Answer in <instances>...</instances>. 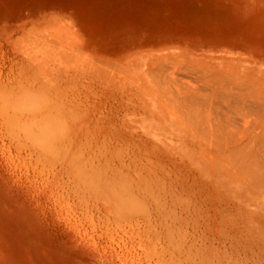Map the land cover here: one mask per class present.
Masks as SVG:
<instances>
[{
    "label": "bare ground",
    "instance_id": "obj_1",
    "mask_svg": "<svg viewBox=\"0 0 264 264\" xmlns=\"http://www.w3.org/2000/svg\"><path fill=\"white\" fill-rule=\"evenodd\" d=\"M55 22L46 27L49 36L45 26L36 24L38 30L33 29L31 22L29 32L37 30L34 39L27 37L21 46L15 37L17 46L26 45L31 61L30 69L25 68L29 75L33 70L31 81L15 86L23 74L11 75L15 81L8 80L6 74L5 82L0 76V264H232L222 251H203V235H197L196 227L202 217L208 221L204 225L210 234L212 228L219 232L230 228L234 239L242 236L246 243L255 242L259 251L244 252L256 260L243 258L239 262L238 258L235 264H264V67L171 51L101 67L98 57L92 59L98 54L86 57L85 51H75L77 59L80 55L86 59L76 64V73L88 76L92 84L102 87V93L110 91L124 102L127 99L141 130L151 122L170 140L179 141L177 150L168 143L155 142L152 138L161 135L158 131L139 135L147 155L166 158L165 164L154 167V159L140 157L137 149L128 145L113 150L115 136L89 138L83 126L76 128V119L82 120L79 113L62 116V70L56 65L68 63L73 51L71 56L62 51L63 30L56 28ZM40 59L42 67L52 66L54 80L38 68ZM182 73L185 77L179 75ZM79 94L78 98H67V103L70 109L83 112L89 109L92 96L88 98L91 94L84 91L80 100ZM208 176L214 182L208 181ZM190 180L192 184H188ZM196 187L203 193L189 190ZM63 208L67 219L88 227L83 231L77 228V235L86 237L100 228L98 242H110L108 249L112 251H104L105 247L103 251L62 252ZM67 219H63L65 225ZM255 222L257 225H250ZM187 224H192L193 232ZM174 225L181 234L176 240ZM160 228L166 229L170 243L159 242ZM70 230L72 233L73 228ZM144 236L150 237L151 243ZM112 245L128 247L129 251H114Z\"/></svg>",
    "mask_w": 264,
    "mask_h": 264
},
{
    "label": "rangeland",
    "instance_id": "obj_2",
    "mask_svg": "<svg viewBox=\"0 0 264 264\" xmlns=\"http://www.w3.org/2000/svg\"><path fill=\"white\" fill-rule=\"evenodd\" d=\"M263 7H264V0H0V69H1L0 74H2L0 75L1 81L2 82L7 81L6 74H7L8 80H12L10 79L12 78L11 75L19 77V76H22L23 74L22 78L20 79V83L15 84V86H20V85L25 84L27 81H31L30 78L32 75H34L33 70L31 68L30 75H29L27 73V69L25 68L28 66L27 68L30 69L29 65H30L31 59L29 57V62H28V59H27L28 55H26L27 54L26 45L24 47H21V46L27 42V37L28 39H34L33 35L35 36L36 31L38 30L37 25L43 26V27L45 26L46 28L52 25L51 23L55 20L56 21L55 23L57 25L56 28H59V30H61V27H62V30H63L61 31L62 33H60L63 38L62 39L63 44L61 46L62 51L68 52L69 56L73 55L70 58L71 60L67 61L68 63H66L65 61H63L64 59H62L63 61L62 63L65 62L66 63L65 65L64 64H62V66H59V64L56 65L59 68L58 70L60 69L62 70V113H63L62 116L66 117V115L69 114L70 112L71 114H74L75 112L74 114L75 116L77 115L76 113H79L83 121L82 120L78 121L75 118L76 128L77 127L82 128L81 126H83L84 130L82 131H87L88 132L87 134H89L88 135L89 138L94 137L93 139L96 140L98 139V137H101L99 139L103 140V139H109L110 136H115L116 138H114V143L111 144L113 150L116 148H119V146L126 147L128 145L129 148H131L132 150L137 149L136 152L139 154L140 157L142 158L146 157L151 160L154 159L155 160L154 167L159 166L161 163H164V164L166 163L165 161L166 158L157 157L153 155H147L146 150L143 151L145 147H144V144H141L143 143V141L141 140V137L139 135L141 134L147 135L146 134L147 130L148 131L151 130V132L158 131L161 133V135L155 138L153 137L152 139L155 140V142H158L159 144L168 143L169 145H171L173 148L177 150H180L179 149L180 144L178 143L179 141L176 142L175 140H170L169 137L165 134L164 130H161L158 125L151 123V122L146 123L145 126L143 127L144 129L141 130L137 122L134 121L135 120L134 117H136V114L133 111V106L129 104V101L127 99H125V102H124L122 99H120V97L114 95V93H110V91H106L107 93L106 92L102 93L101 92L102 87H100L96 83L92 84L93 82L89 79L88 76L84 77L76 73L78 71V69H76L77 65H79L81 62L84 63V61L82 60H86V59L85 57H82V55H80L79 59H77L78 57L77 58L75 57L76 56L75 51L78 50L77 54L78 53L85 54L86 52L85 54V56L87 55L86 57L90 56L89 53L92 56L94 53L98 54L97 56L94 54L95 56L92 57V59L95 61V59L98 57L97 60L99 62H97L98 63L97 65L101 67H104L105 63L110 64V65H113V64L118 65L124 60L125 61L129 60L130 62H132V59H134L135 57L142 58L145 55H153V54L157 55V54L167 53L171 51V52H178V53L185 52L186 55L190 54V55H195L197 57L206 58V59H214V58L220 59V60L227 61V64L230 62H233L232 64H236V63L241 64L240 62L249 63V64L253 63V65L255 66L261 65L260 67L262 68L264 67V8ZM49 15L50 17H55L56 19L49 18ZM216 15H219V16H216ZM238 16L240 19L238 18ZM211 17L214 19H212ZM58 18L60 19L59 22H57L59 20ZM47 19H49L50 22ZM194 19L197 21H195ZM211 19L213 20V22ZM215 19L216 20L219 19V20H217L216 22ZM30 21L32 22V24H34L33 25L34 27L32 26ZM214 21L216 22V24L214 23ZM224 25H226L225 27L227 28H225ZM234 25L235 27H233ZM31 26L33 27V29L36 27L35 29L37 30L32 31L33 30L32 29L31 32H29L30 30L29 28H32ZM222 26L225 29L221 28ZM218 27H219V30H221L222 32L218 30ZM213 28H215L216 31L215 30L213 31L212 30ZM23 29H25L28 32L27 33L28 35L26 34V31ZM46 29H47L46 31L47 32L46 35H47L50 31H48L49 28H46ZM217 31H219V33ZM234 31L237 32L235 33L237 37L231 36V35L236 36L234 34ZM211 34L214 36H212ZM79 35H80V38H79ZM207 35H209L208 36L209 38L208 37L206 38ZM228 35L230 36V38ZM20 36H21V39H20ZM220 36L223 37L224 39L220 38ZM15 37L19 38L17 39L21 45L20 47L17 46L16 43L18 41H16L17 39H15ZM240 37L241 38L243 37V38L241 39ZM50 38H51V35H50ZM81 39L83 40V43H81ZM13 42H15L14 44L16 45V47L13 45ZM71 43L75 45L77 48L75 46L71 48L72 47L70 46L72 45ZM68 50H70V52ZM5 51L7 52V54ZM91 51L93 52L91 53ZM114 53H116V55ZM102 56L104 57L106 56L105 57L106 59ZM112 56L114 57L113 60L114 61L116 60L115 62L111 60ZM12 58L13 60L11 61ZM23 58L27 60H24ZM103 58L105 61L102 60ZM107 59H109L110 61H108ZM10 61L13 62L14 64L10 63ZM42 62L43 60L40 59L39 62L36 63V65H38V68H41L45 70L46 72H48L50 75V79H51L50 81H52L54 77L52 74L54 72L52 71V66H50V64H47L48 67L46 65L42 67L41 66L43 65ZM72 62L75 64V66L73 65L74 67L72 66ZM14 67H15V70H14ZM8 68L10 69L13 68V69L12 71H10ZM16 70L18 73L16 72ZM10 72H13V74ZM3 75L5 77H3ZM179 75L185 77L183 73ZM85 78H88V79H85ZM12 81H15V80H12ZM83 84L84 85L88 84L89 87L85 88ZM17 88H20V87H17ZM97 90H99L100 92ZM84 91L85 93H89V94L93 92L88 97L90 98L92 96L90 99H88L89 109L84 107L85 109L83 110V112L82 110H78L75 107L74 109H70V106H68V103H67V98L68 99L78 98L77 94L81 92L79 94V98L81 97L80 98L81 100L82 98L85 97V95L83 94ZM93 95L95 97H93ZM97 97H98V100H97ZM116 98L118 99L116 100ZM127 104H129V106H127ZM105 105H108V107L106 108ZM68 107L69 109H67ZM109 108L111 109V111ZM107 110H109L111 115L109 114ZM122 122L125 124L123 125ZM91 123L93 125H91ZM97 125L99 126L97 127ZM121 127L124 129H122ZM83 135H86V132L83 133ZM94 135H97V136H94ZM117 144H118V147H117ZM142 161L144 162L145 160L143 159ZM206 179H208V181L210 182H214L212 177L210 176H208ZM188 184H192L191 180L188 182ZM189 190L195 191V192L201 191L198 187H196L195 190H191V188H189ZM198 192L197 194H199ZM201 193L203 192L201 191ZM242 204L244 207H246V209H247V206L248 208L252 209L246 203H242ZM24 208L26 207L24 206ZM63 212H65L64 208L62 209V215H63L62 225L65 227L64 229V227L62 226V235H61L62 252L64 251H103V250L112 251L111 247L110 249H108V245H110V242L103 241L102 244L101 242L100 243L98 242V239L96 237H97V234L101 231L100 228H97L95 233L89 232V234H87L86 237L83 235H80L84 237V239L81 240V237L77 235L78 231L79 230L83 231L85 228L88 229V227L86 226V224L80 225L79 221L77 222V220L75 219H74L75 221L71 219H67L68 218V216H66L67 213L65 212V214H63ZM168 218H169L168 222L170 223L171 218L170 217ZM63 219L64 220L67 219L66 225L65 223H63L64 222ZM204 219H205L204 217L199 219L198 220L199 222L196 225V227H198L197 229H199L197 231L198 232L197 235H203V242H204L203 251L204 250L222 251L221 254L226 256L228 258V261H231L232 264H235L238 258H239L238 259L239 262L244 261V259L245 260L253 259L252 262L256 260L255 258H251L250 255H249L250 257L247 256L248 254H245L244 252L245 250L248 252L259 251L258 248L254 246L255 242L253 244V240L251 241V244H250V242L246 243L247 240L244 239L242 236H241L242 239L239 236L234 239L233 235L235 234H231L228 231V229L230 228L225 229L222 232H219L215 228H212V231L210 234V232H208L205 228L204 221H206V219L205 220ZM206 223H208V221H206ZM250 225H257V224L255 222V223H251ZM175 226L177 225H174V227H172V228H175L173 229L174 230L173 234L175 236L174 240L178 238V235H181L180 232H178L177 227ZM227 226L230 227L229 225ZM79 227L82 229H80ZM186 227L189 232H193V229H191L192 224H187ZM72 228H73V231L71 233L70 229ZM77 228H78V231H77ZM159 230L161 231L159 242L161 244L164 243V241L168 243L170 240H169V236L166 234V229L164 230L163 228H160ZM91 234H93L94 236ZM216 236L217 237L219 236V237L217 238ZM89 238H91L92 240ZM144 238L146 241L151 243L150 237L149 239H147L148 237L144 236ZM89 240H91L92 243L94 242V244H92L91 241ZM206 240H209V241L207 242ZM217 243L218 244L220 243L219 245H222V246H219ZM242 244H246V245L249 244L250 246L249 245L245 246ZM102 245L103 247H100ZM128 245L130 244L128 243ZM218 246L221 248L218 249L219 248ZM105 247H106V250L103 249ZM113 248H114V251L116 250L117 251H122V250L129 251L128 247L124 248L123 246H120V247L114 246ZM233 249L236 250V252ZM239 249L240 251H238ZM232 254L233 256H231ZM238 254H240V256ZM249 264H252V263L249 262Z\"/></svg>",
    "mask_w": 264,
    "mask_h": 264
}]
</instances>
